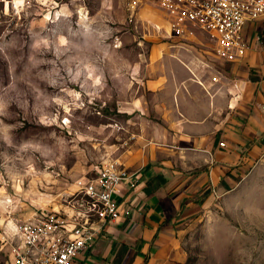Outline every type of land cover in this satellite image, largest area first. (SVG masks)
Masks as SVG:
<instances>
[{
    "label": "rangeland",
    "instance_id": "rangeland-1",
    "mask_svg": "<svg viewBox=\"0 0 264 264\" xmlns=\"http://www.w3.org/2000/svg\"><path fill=\"white\" fill-rule=\"evenodd\" d=\"M9 1L0 0V264H17V228L41 211L86 213L93 228L99 207L75 182L91 178L99 163L119 158L131 172L144 166L147 183L165 186L163 175L141 164L156 149L136 147V135L164 140L168 121L183 117L222 132L236 125L240 97L224 79L211 81L237 76L206 40L162 55L138 42L131 29L142 15L132 13L130 0L72 3L79 13L50 0H24L12 12ZM114 33H122L120 47ZM251 34L264 37V18L247 26L244 36ZM208 158L178 170L187 181L171 198L178 219L153 264H264V164L249 173L223 170L213 194L205 175L220 162Z\"/></svg>",
    "mask_w": 264,
    "mask_h": 264
},
{
    "label": "built area",
    "instance_id": "built-area-1",
    "mask_svg": "<svg viewBox=\"0 0 264 264\" xmlns=\"http://www.w3.org/2000/svg\"><path fill=\"white\" fill-rule=\"evenodd\" d=\"M17 0H10L12 12ZM45 1V0H44ZM55 5L66 4L74 11L72 3L86 0H50ZM40 8V7H38ZM128 8L138 12L131 29L135 39L151 43V51L162 55L169 46L196 44L202 40L212 45V50L220 60L236 64L250 53L264 55V37L259 34L244 36V31L251 23L264 18V0H130ZM47 10L41 7V14ZM121 34L114 33L111 41L120 47ZM224 79L226 85L236 92L241 83L235 79L213 76V83ZM257 109L264 120V92L257 102ZM262 152L256 162L264 164V129L261 133ZM219 148H225L223 141ZM215 165V164H214ZM142 166L135 171H128L120 164L119 158L107 163H99L91 178H82L75 182L76 188L89 201L99 207L97 216L100 222L118 220L122 215L130 216L127 193L136 191L144 180ZM224 167H212L208 172L210 191L216 194L217 186L223 178ZM96 230L90 225L89 216L78 212L73 215L59 211H41L23 222L17 228L20 245L12 250L17 264H75L79 256L90 251L95 242Z\"/></svg>",
    "mask_w": 264,
    "mask_h": 264
},
{
    "label": "crops",
    "instance_id": "crops-1",
    "mask_svg": "<svg viewBox=\"0 0 264 264\" xmlns=\"http://www.w3.org/2000/svg\"><path fill=\"white\" fill-rule=\"evenodd\" d=\"M232 65L237 76L233 79L241 83L237 91L239 101L234 102V116H231L237 120L235 123L238 126L232 124L230 129L221 132L220 125L212 129L203 118L190 121L183 117L178 121H168L169 135L164 136V140L145 143L139 139L141 136L135 134L136 147L156 149L150 155V163L141 164L152 165L156 177L163 175L165 186L157 188L153 184L156 188L147 193L149 183L144 177L145 181L136 191L127 193L131 215H122L116 221L95 223L93 228L97 233L94 246L81 254L75 264H153L155 259L157 261L159 243L171 224L178 219V202H172L171 198H175L177 191L187 185L183 176L177 174L178 170L200 167L210 155L227 172L232 166L236 168L234 173H249L257 165L262 152V147H257L260 140L258 132L262 133L264 122L262 120L261 126H258L255 118L257 115L263 119L258 112L257 102L264 92V55L250 53ZM218 132H221L219 138ZM220 141L225 142V148L217 146ZM228 158L232 160L231 164L227 163ZM172 173L174 176L167 180ZM205 178L208 177L205 175Z\"/></svg>",
    "mask_w": 264,
    "mask_h": 264
},
{
    "label": "trees",
    "instance_id": "trees-1",
    "mask_svg": "<svg viewBox=\"0 0 264 264\" xmlns=\"http://www.w3.org/2000/svg\"><path fill=\"white\" fill-rule=\"evenodd\" d=\"M161 181H164L162 178L160 179ZM156 187H154L153 185H147V188H146V192L149 193L151 192L153 189H155Z\"/></svg>",
    "mask_w": 264,
    "mask_h": 264
},
{
    "label": "bare ground",
    "instance_id": "bare-ground-1",
    "mask_svg": "<svg viewBox=\"0 0 264 264\" xmlns=\"http://www.w3.org/2000/svg\"><path fill=\"white\" fill-rule=\"evenodd\" d=\"M17 4H19V3H17Z\"/></svg>",
    "mask_w": 264,
    "mask_h": 264
}]
</instances>
